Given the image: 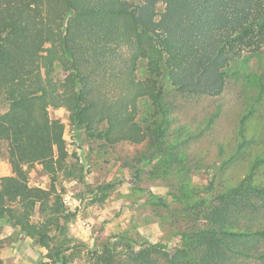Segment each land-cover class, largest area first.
I'll return each mask as SVG.
<instances>
[{"label": "trees", "instance_id": "obj_1", "mask_svg": "<svg viewBox=\"0 0 264 264\" xmlns=\"http://www.w3.org/2000/svg\"><path fill=\"white\" fill-rule=\"evenodd\" d=\"M263 44L264 0H0V142L13 164L0 176L2 224L42 245L47 264H73L86 245L62 225L74 215L63 181L83 182L86 168L49 114L56 89L87 143L142 144L124 165L147 164L175 203L135 188L166 210L178 245L167 250L130 225L102 251L88 249L93 264H156L157 249L169 264H264V137L245 128L253 104L225 140L215 139L219 110L195 127L186 118L192 101L219 96L232 64ZM204 136L211 147L197 152ZM39 162L47 187L28 182L26 169ZM235 166L241 175L227 176ZM203 170L206 181H193Z\"/></svg>", "mask_w": 264, "mask_h": 264}, {"label": "rangeland", "instance_id": "obj_2", "mask_svg": "<svg viewBox=\"0 0 264 264\" xmlns=\"http://www.w3.org/2000/svg\"><path fill=\"white\" fill-rule=\"evenodd\" d=\"M49 42L50 37L46 34L45 45L49 46ZM66 67L67 63L64 60L58 62L56 71L59 76L64 75ZM230 71L223 92L219 96L201 97L192 101L193 104L186 109V118L192 121L195 127L205 114L219 110L214 126L215 139L225 140L231 135L232 130L237 128L241 115L247 112L249 105L253 104L245 128H249L250 132L259 138L264 137V44L258 52L247 54L241 61L233 63ZM3 109L4 104L1 102L0 112ZM49 114L64 122L67 148L71 155L78 156L85 163L86 168L83 182L63 181L65 188L63 199L74 215L64 218L62 225L69 235L86 244L81 247L80 254L74 259L73 264H93L92 259L88 257L90 255L88 249L95 244L98 252L102 251V246L107 240H114L115 234L130 225H136L138 232L148 242L167 244V250L178 245L179 236L173 235L176 229L166 210L144 202L143 191L135 190L139 187L145 192L150 191L161 195L170 202V207L175 206L170 194L169 181L148 176V165L145 163L140 165L138 171L124 165L142 149V144L135 145L121 141L112 146L102 147L97 142L87 143L82 135L70 127L66 110L59 106L56 89L49 98ZM257 140L253 144L254 152L260 151V147L256 145ZM193 147L198 150L197 152H203L206 147H211L209 138L204 136L194 143ZM213 160H216L214 155H206L204 159L205 163ZM26 171L30 185L48 186L49 177L43 171L41 162L27 168ZM12 173L13 164L7 159L4 144L0 142V176ZM241 173L239 167L235 166L227 176L237 178ZM192 179L195 182L204 183L207 172L196 171ZM98 186H103V189H98ZM66 196H68L67 200H65ZM3 228L6 227L0 218V234ZM21 238L22 236L14 230L7 237L0 238V253L3 251L2 256L5 258V260L0 258L1 264L15 262L14 247ZM30 242V246L37 255V264H47L42 256L44 252L42 245ZM164 252L167 251L157 249L152 253L156 264H169ZM124 264L127 263L124 262Z\"/></svg>", "mask_w": 264, "mask_h": 264}, {"label": "crops", "instance_id": "obj_3", "mask_svg": "<svg viewBox=\"0 0 264 264\" xmlns=\"http://www.w3.org/2000/svg\"><path fill=\"white\" fill-rule=\"evenodd\" d=\"M2 230V233L0 234V238L7 237L13 231L14 229L10 227L9 225H4ZM8 227V228H7ZM31 240L27 237L22 236L20 241L17 243V245L14 247V253L13 255L16 256L15 262H12V264H37V255L33 251V247L30 246L29 243ZM39 249V246H37ZM42 253V250H40ZM3 251L0 253V258L5 260V258L2 256ZM43 255V254H42ZM13 260V259H12Z\"/></svg>", "mask_w": 264, "mask_h": 264}, {"label": "built area", "instance_id": "obj_4", "mask_svg": "<svg viewBox=\"0 0 264 264\" xmlns=\"http://www.w3.org/2000/svg\"><path fill=\"white\" fill-rule=\"evenodd\" d=\"M67 199H68V196L65 197V200H67ZM82 223H83L84 225L86 224V222H82Z\"/></svg>", "mask_w": 264, "mask_h": 264}]
</instances>
